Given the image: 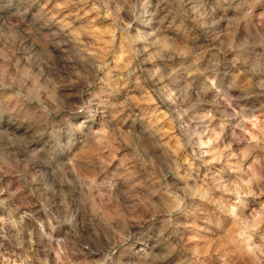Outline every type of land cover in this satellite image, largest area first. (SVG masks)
<instances>
[{"label":"clouds","instance_id":"obj_1","mask_svg":"<svg viewBox=\"0 0 264 264\" xmlns=\"http://www.w3.org/2000/svg\"><path fill=\"white\" fill-rule=\"evenodd\" d=\"M112 2L105 38L57 20L52 0H0V209H33L0 220L42 229L43 210L64 237L54 264H264V228L229 243L230 215L198 201L189 181L207 161L185 134L197 115L255 122L256 141L231 143L264 159V0ZM182 219L203 224L197 244Z\"/></svg>","mask_w":264,"mask_h":264},{"label":"rangeland","instance_id":"obj_2","mask_svg":"<svg viewBox=\"0 0 264 264\" xmlns=\"http://www.w3.org/2000/svg\"><path fill=\"white\" fill-rule=\"evenodd\" d=\"M85 3L88 4V7L83 6ZM104 5L108 6L107 9ZM49 7L54 8L53 14L59 13L56 19L66 20L74 32H78L82 26L87 28L89 22L92 21V27L99 29L100 34H105V29L109 26L106 14L111 12L113 2L112 0H52ZM82 38L85 43L91 39V37ZM120 59L124 61L126 58L121 56ZM132 97L139 102L141 93L133 92ZM203 99L206 102L199 107L211 109L213 94L209 92ZM198 119L197 115L185 130V134L191 138L194 145H201L196 149L197 155H200L201 152L205 153L203 159L207 163L198 170L199 176L194 174L189 183L196 189L195 195L198 201L207 203L210 207L219 206L230 215L232 223L226 230L229 243L237 239H246L252 232L264 228V196L259 194L264 189V159L255 155L241 158L238 145L231 141L233 137H239L242 134L246 135L249 141H256L259 124L254 122L247 127L242 125L239 128L232 126L223 128L221 120L218 119L212 121L207 127H198ZM203 123L207 124L206 121ZM236 123L238 120L232 121L233 126ZM165 131L180 138L179 143L175 141L173 143L176 150L183 151L182 145L185 137L181 136L179 129L174 131L166 127ZM191 151L192 149L189 148L188 152ZM15 189L16 185L13 184L11 191H15ZM22 195H26V193H17V198H14L15 202H9L10 207L19 204L18 197ZM47 195L51 200V191H48ZM4 196L7 197L8 193L5 192ZM28 199L35 203V197H28ZM36 207H40V205L36 204ZM30 210L33 209L22 208L19 213L10 214L9 211L0 209V217L18 222L19 216ZM52 211L55 209L53 208ZM36 219L43 225L42 229L35 220L25 217L24 224L27 230L19 234L11 222L5 223L4 220H0V245H2L0 247V264H42L43 261H47V264H54V260L59 256V251H48L47 249L51 247L59 250L61 248L59 242L64 237L60 234L61 230H53L48 226V217L43 210L36 213ZM53 223L55 222L53 221ZM180 223L189 226L187 236L194 245L197 244L201 239L197 235V230L203 229V224H199L193 219H182ZM32 228H37L41 233L39 237L34 235L32 240L40 242L32 243L29 240L28 232ZM19 243H23L22 248L16 246ZM28 249L31 251H26Z\"/></svg>","mask_w":264,"mask_h":264}]
</instances>
